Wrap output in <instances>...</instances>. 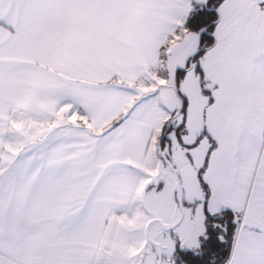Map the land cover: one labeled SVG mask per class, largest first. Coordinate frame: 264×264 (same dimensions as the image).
I'll return each mask as SVG.
<instances>
[{
    "label": "snow or ice",
    "instance_id": "obj_1",
    "mask_svg": "<svg viewBox=\"0 0 264 264\" xmlns=\"http://www.w3.org/2000/svg\"><path fill=\"white\" fill-rule=\"evenodd\" d=\"M0 264H264V0H0Z\"/></svg>",
    "mask_w": 264,
    "mask_h": 264
}]
</instances>
